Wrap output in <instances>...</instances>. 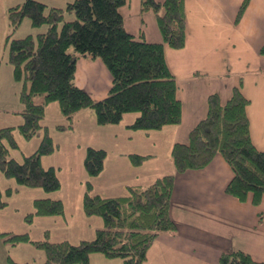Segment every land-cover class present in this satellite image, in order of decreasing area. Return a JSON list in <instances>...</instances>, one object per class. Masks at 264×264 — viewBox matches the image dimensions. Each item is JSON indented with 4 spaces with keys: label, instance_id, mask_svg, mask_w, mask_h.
Segmentation results:
<instances>
[{
    "label": "crops",
    "instance_id": "0c3cea01",
    "mask_svg": "<svg viewBox=\"0 0 264 264\" xmlns=\"http://www.w3.org/2000/svg\"><path fill=\"white\" fill-rule=\"evenodd\" d=\"M23 1L0 0V128H17L22 123V84L12 77L5 39L9 31L8 9ZM38 1L64 8L73 0ZM242 1L184 0V47L172 49L164 45L165 61L175 77L181 104L179 124L159 130H133L130 125L136 113H126L119 123L100 126L94 112L86 108L75 113L69 128L57 102L45 106L41 125L48 130L55 150L42 156L40 162L44 168H56L60 188L45 192L19 186L0 172V191L6 202L0 209L1 264H42L45 259L43 251L29 242H4L3 233L27 234L32 241H42L47 232L51 242L72 244L94 239L96 230L104 224L100 217L88 216L83 210L87 181L94 194L109 198L124 196L129 186H147L165 175L175 178L169 208L175 230L159 234L142 264H219L220 255L237 250L257 262L264 261V195L258 204L251 202V196L240 202L228 195L225 187L233 172L221 155H215L201 169L183 173L176 172L171 156L174 144L187 143L189 131L206 116L208 97L217 94L223 105L239 83L249 100L246 114L252 142L264 151V57L259 55L264 44V0H250L235 22ZM140 4L141 0H126L120 8L126 31L149 43H161L155 14L142 12ZM45 30L34 28L24 19L13 37L36 36ZM74 82L93 100H100L107 95L112 78L101 60L80 57ZM42 134L41 131L26 140L15 130L17 147H9L10 156L21 163L38 148ZM88 148L106 153L103 169L95 177H89L83 166ZM132 154L143 156L141 163L134 164ZM7 189L13 191L9 196L5 195ZM44 198L60 200L63 214L36 216L31 224L26 223L33 201ZM91 255L90 264H123L120 258Z\"/></svg>",
    "mask_w": 264,
    "mask_h": 264
},
{
    "label": "trees",
    "instance_id": "16d2710c",
    "mask_svg": "<svg viewBox=\"0 0 264 264\" xmlns=\"http://www.w3.org/2000/svg\"><path fill=\"white\" fill-rule=\"evenodd\" d=\"M249 1H242L235 22ZM125 3L126 0H73L64 8H56L38 0H24L8 9L7 61L13 79L22 84V123L17 128H0V172L17 185L45 192L60 188L56 168H44L40 162L42 156L55 150L48 130L41 125L45 106L50 102L58 103L69 128L75 113L86 108L94 112L100 126L117 124L126 113H136L130 125L133 130H159L180 123L181 104L176 96L175 77L165 61L164 45L172 49L184 47V0H141V11H152L156 16L161 43H149L126 31L120 14ZM24 19L34 28L46 30L36 36L14 38ZM259 55L264 57V44ZM80 57L99 59L108 69L112 83L104 98L93 100L75 84L76 61ZM37 96H43V100L36 102ZM248 104L241 83L232 89L230 99L223 105L217 94L210 95L206 116L189 131L187 143L174 144L171 156L176 172L183 173L201 169L215 155H221L233 172L225 192L240 202L251 196V202L258 204L264 195V151L252 142L246 114ZM15 130L26 140L43 132L38 148L21 163L9 154V147H17ZM105 156L102 149L86 150L83 166L89 177L102 171ZM130 157L134 164L144 158L136 154ZM174 179L173 175H165L147 186H129L124 196L109 198L94 194L87 181L83 210L88 216L100 217L104 224L92 240L76 244L51 242L47 232L42 241H32L27 234L3 233L2 237L11 245L29 242L42 250V264H90L92 253L120 258L123 264H142L159 234L175 230L169 216ZM12 193V189L5 191L8 196ZM5 206L0 191V209ZM32 207V212L25 216L28 224L36 216H59L64 212L60 200L49 198L34 200ZM219 264L264 261L257 262L237 250L220 255Z\"/></svg>",
    "mask_w": 264,
    "mask_h": 264
},
{
    "label": "rangeland",
    "instance_id": "374dc122",
    "mask_svg": "<svg viewBox=\"0 0 264 264\" xmlns=\"http://www.w3.org/2000/svg\"><path fill=\"white\" fill-rule=\"evenodd\" d=\"M238 22V21H237ZM158 27V26H157ZM35 98V97H34ZM43 100V96H37L36 98H35V101L36 102H41ZM58 176V175H57ZM94 254V253H93ZM92 256V255H91ZM6 258H8V256H6ZM90 260V259H89ZM2 261H3V258H1L0 257V264L2 263Z\"/></svg>",
    "mask_w": 264,
    "mask_h": 264
}]
</instances>
